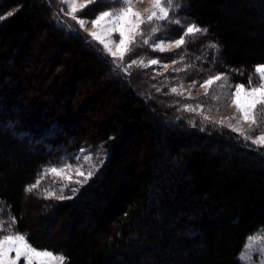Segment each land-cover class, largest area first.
<instances>
[{"label":"trees","instance_id":"obj_1","mask_svg":"<svg viewBox=\"0 0 264 264\" xmlns=\"http://www.w3.org/2000/svg\"><path fill=\"white\" fill-rule=\"evenodd\" d=\"M177 3V18L208 29L188 49L194 59L242 83L264 64V0ZM53 15L47 0H0V217L70 264H241L247 239L264 230V156L224 132L164 123L171 107ZM39 50L55 58L48 67L31 60ZM53 122L62 131L44 139ZM82 147L106 159L63 193L71 199H45V181L26 193Z\"/></svg>","mask_w":264,"mask_h":264},{"label":"snow or ice","instance_id":"obj_2","mask_svg":"<svg viewBox=\"0 0 264 264\" xmlns=\"http://www.w3.org/2000/svg\"><path fill=\"white\" fill-rule=\"evenodd\" d=\"M94 0H86L84 7L93 3ZM143 2V0H141ZM150 8L146 9L147 16L134 10V0H116L112 10L100 12L94 19L78 18L76 13L82 9L77 7L76 0H61L64 10L79 24L80 28H85L88 23L96 31L89 35L92 40L103 46V49L113 58L117 66L124 67L126 57L141 46H148L152 51L163 53L173 48L183 50L178 52L179 60L174 59L175 63H183L187 54V46L194 43L200 36H206L208 29L195 23L183 24L182 21L174 15L175 9L179 6L177 0H149ZM12 13H8L11 15ZM174 24L182 29L181 34L176 36L174 30L169 29L168 25ZM118 33V42L113 39L112 34ZM209 47L219 51L220 45L216 42H210ZM134 65L140 68H148L154 65H160L167 69L169 65L162 63L159 58L150 59H130L126 64V70L131 69ZM185 70V69H180ZM254 72L259 82L254 84L252 78H249L248 85L243 83L235 84L232 91L230 105L235 107L239 114V123L248 124L250 127L247 132L241 131L239 127L230 126L232 132H236L243 140H251L253 145L258 148H264V131H261L262 125L257 119L258 109L264 111V64L255 66ZM226 75H214L204 80L200 86L206 89L210 88L218 81H224L227 84ZM195 87V82L193 83ZM223 87L224 85H220ZM183 85L180 90L177 87L170 89L172 94L183 95ZM207 95V92H206ZM201 107L197 104L195 107L186 105L185 111L194 112L196 108ZM207 121L208 118L204 117ZM91 157H87L90 160ZM75 172L76 179L72 173ZM50 173L53 176V183L63 182V187L46 188L45 199H71V196H64V189L74 194L78 188L69 187L71 184L83 186L94 175V171L89 170L87 173L80 167L75 169L71 165L57 168L50 167L42 171ZM82 177L83 179H79ZM40 179L34 184L25 187L26 193H32L39 187ZM16 218L10 217L9 221L0 220V264H70V258L63 253H57L55 250L38 249L28 239L26 234L20 233L18 229L14 230ZM256 252L262 257L264 264V238L256 236L249 237L246 246L243 249L240 259L251 264L252 254Z\"/></svg>","mask_w":264,"mask_h":264},{"label":"rangeland","instance_id":"obj_3","mask_svg":"<svg viewBox=\"0 0 264 264\" xmlns=\"http://www.w3.org/2000/svg\"><path fill=\"white\" fill-rule=\"evenodd\" d=\"M51 7L53 8V17L55 21L59 23L63 29L67 32H77L81 35L91 46L97 49V51L103 55L107 60L111 61L114 65V70L116 73L123 77L125 81H129L130 83H134V80L141 79L144 87L146 88V93L148 96L152 95L154 98H158L161 101L165 102L167 107H171L173 112L172 119L167 118L168 120H164V123L170 124L171 121L176 124H183L186 128H196L199 129L200 132L210 135L211 132H224L228 135H231L233 139H236L238 143L243 144L244 146L252 147L254 151L264 156V148H258L256 145L251 143V140H243L238 136L236 132H232L230 130V126L232 127H239L241 131L247 132L249 129L248 124L239 123L240 117L239 114L236 112L235 107L230 105V100L232 99V91L235 84H239L242 82H238L237 73L235 71L227 70L225 72H220L219 70L215 69V63H211L210 66H207L208 63H202L200 56L194 59V56L188 50L190 45H194L196 41L202 39L204 36H200L194 43H189L187 46V54L184 58L183 63H175L173 64L172 61L174 59L179 60L177 55L178 52H182L183 50L178 49H171L165 51L163 53L152 51L148 46H141L140 48L136 49L131 56L126 57L125 59V66L120 67L113 61V58L107 54V52L103 49V46L100 45L98 42L92 40L91 36L89 35L91 32L96 31V29L91 27V24L88 23L85 28H80L79 24L76 20H73L72 17L64 10V7L61 3V0H47ZM77 7L82 9L76 13L78 18H87L88 20L94 19L100 12L105 10H112L113 5L116 3V0H94L93 3L88 4L87 7H84L86 0H76ZM186 3V2H185ZM187 4V3H186ZM133 8L136 11L143 13V15L147 16L146 9L150 8L149 0H134ZM187 6V5H186ZM177 8L175 9V12ZM183 18L181 19V21ZM183 24H192V21H182ZM169 29L174 30V34L179 36L181 34L182 29L174 24L168 25ZM113 39L118 42V33L112 34ZM209 47V46H208ZM193 48V47H192ZM198 49V48H197ZM196 49V50H197ZM212 51V55L209 57L217 60L218 52L216 49L209 47ZM205 50V49H204ZM40 51V50H39ZM208 53V51H206ZM205 52V53H206ZM205 55V56H206ZM202 57V56H201ZM150 59V58H159L161 59L162 63H167L169 67L167 69L163 68L160 65H154L148 68H140L134 65L131 69L126 70L127 62L132 59ZM55 58H52L49 51H40V56L38 58H33L31 60L35 61V65L37 64L38 68L41 67L44 63L48 65L53 61ZM215 64V65H214ZM215 66V67H214ZM221 67V66H219ZM217 68V67H216ZM37 69V68H36ZM185 69V70H180ZM221 69V68H219ZM38 70V69H37ZM36 70V71H37ZM214 75H226L227 76V84H224V81H218L210 88L206 89L201 87L200 84L206 80L207 78L214 76ZM84 77V76H83ZM252 78L253 83L256 84L259 82L258 77L256 76L255 72L251 73L248 76V80L244 85H248L249 78ZM129 78V79H128ZM61 85H64L65 82V75L61 78ZM195 82V87L193 83ZM224 85L221 87L220 85ZM183 85V95H175L172 94L170 89L172 87H177L180 90V86ZM60 85H56L59 87ZM207 92V95H206ZM54 93V92H53ZM55 94V93H54ZM52 95V94H51ZM49 96V105L48 107H53L54 99L52 96ZM157 99V100H158ZM77 107L78 101L77 99L74 100ZM197 104H200L201 107L196 108L194 112L185 111L184 107L186 105H192L195 107ZM34 113V112H33ZM32 114V113H31ZM29 111L23 112V117L27 118L31 116ZM36 114V112L34 113ZM35 117V116H34ZM204 117H207L208 120L205 121ZM35 119V118H34ZM77 117H74L75 126L81 123L80 120H76ZM257 119L261 123L262 127L261 131H264V111L258 109L257 112ZM61 128L59 124L52 123L50 127H47L46 132L44 134V139L54 140L57 133H59ZM236 142V141H235ZM48 147V146H47ZM49 148V147H48ZM94 147H82L81 149L73 152L72 154L65 155L58 164L50 167H65L66 165H71L73 169L80 167L82 171L87 173L89 170L94 171V174L98 172L99 168L103 164L106 159V153L104 150L98 149V151H94ZM100 151V152H99ZM87 157H91L90 160L86 161ZM47 167V168H50ZM46 168V169H47ZM45 169V168H44ZM73 178L76 179L75 172L72 173ZM57 179V183H53V176L50 173H44L41 176V182L44 186H50L51 188H60L63 187V182H59V178ZM79 179H83L80 177ZM81 185L79 184H71L69 187L79 188ZM71 192L69 188L64 189V193ZM70 194H73L72 192ZM0 220L6 221V218L0 217ZM15 230V229H14ZM253 236L259 238H264V230H260L255 233ZM252 237V236H251ZM248 240V239H247ZM247 242V241H246ZM246 246V243H245ZM244 246V248H245ZM243 248V249H244ZM241 256V254H240ZM239 256V260L241 264H247L246 261L241 260ZM251 264H262V257L259 253L254 252L252 254Z\"/></svg>","mask_w":264,"mask_h":264}]
</instances>
